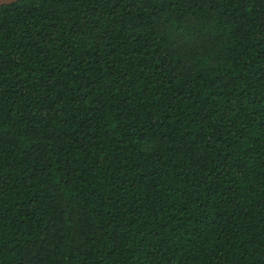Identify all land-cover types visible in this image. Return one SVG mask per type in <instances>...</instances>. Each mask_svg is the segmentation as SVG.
Instances as JSON below:
<instances>
[{"label": "trees", "instance_id": "1", "mask_svg": "<svg viewBox=\"0 0 264 264\" xmlns=\"http://www.w3.org/2000/svg\"><path fill=\"white\" fill-rule=\"evenodd\" d=\"M0 264H264V0L1 6Z\"/></svg>", "mask_w": 264, "mask_h": 264}, {"label": "water", "instance_id": "2", "mask_svg": "<svg viewBox=\"0 0 264 264\" xmlns=\"http://www.w3.org/2000/svg\"><path fill=\"white\" fill-rule=\"evenodd\" d=\"M17 1L20 0H0V7L5 5H11L13 3H16Z\"/></svg>", "mask_w": 264, "mask_h": 264}]
</instances>
